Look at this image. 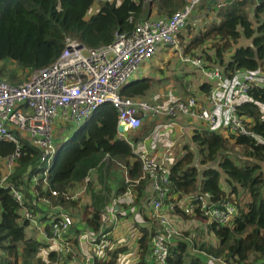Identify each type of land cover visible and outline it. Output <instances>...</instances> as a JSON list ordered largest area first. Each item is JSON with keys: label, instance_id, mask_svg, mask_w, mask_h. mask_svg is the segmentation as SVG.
Here are the masks:
<instances>
[{"label": "trees", "instance_id": "1", "mask_svg": "<svg viewBox=\"0 0 264 264\" xmlns=\"http://www.w3.org/2000/svg\"><path fill=\"white\" fill-rule=\"evenodd\" d=\"M186 1L102 0L96 11L89 13L96 0H0V78L11 84L27 81L32 71L47 67L57 59L68 35L88 47L107 46L115 41L117 33L129 34L139 21L152 15L169 17ZM210 3L205 2L198 8L204 6L205 10L209 9L208 14L212 11L213 19L208 16L202 23L204 26L192 36L178 34L184 53L206 46L201 49L207 60L206 67H220L227 80L239 71L264 72V0H232L223 7H215L217 10H211ZM157 82L152 78L133 79L120 94L127 98H146ZM212 87L205 82L198 86L206 97L205 108ZM236 113L249 121L245 124L252 136L234 133L226 136L222 131L195 127L191 136L195 150L185 147L184 153L172 163L164 205H176L186 197L193 212L186 215L182 208L175 206L173 213L186 219L205 220L199 202L201 196L210 205L229 202L238 207L234 226L222 227L205 220L204 229L216 241L209 245L196 241L194 245L178 239L170 247L168 264H210L198 252L222 258L223 264H264V88L252 86L247 97L237 104ZM118 135L116 109L111 103L103 104L56 149L52 158L49 186L62 195L81 185L92 170L99 171L101 186L95 189L90 185L92 201L88 205H82L80 199L69 201L64 196L55 200L75 216L76 229L71 239L75 245L81 230L90 234L99 231L102 212L112 196L122 197L129 188L116 163L110 161L106 168V158L121 162L129 179L141 177L138 153ZM138 139L134 136L132 141L136 144ZM235 148L242 150V157L231 156ZM15 150L12 142L0 143L2 158ZM38 158L39 152L23 141L19 164L7 180L9 185L0 186V264L72 263L71 256L58 260L48 244L26 236L28 223L22 220L21 208L10 192L11 186L18 189L22 186L28 194L25 180L36 174ZM112 173L118 179L115 191L110 184L115 181ZM147 185L145 180L136 186V200L123 206L134 207L135 214L144 211ZM38 188L41 191V183ZM36 211L40 213L38 208ZM127 217L131 218V214ZM134 226L140 230L136 264H151L152 238L158 227L149 228L136 219ZM109 240L113 242L111 237ZM191 248L198 252L193 254ZM129 252L128 246L109 248L104 255L95 257L93 264H120L121 256Z\"/></svg>", "mask_w": 264, "mask_h": 264}, {"label": "built area", "instance_id": "2", "mask_svg": "<svg viewBox=\"0 0 264 264\" xmlns=\"http://www.w3.org/2000/svg\"><path fill=\"white\" fill-rule=\"evenodd\" d=\"M209 1L220 8L232 0H187L182 8L169 17L149 16L139 21L129 34L117 33L113 43L98 48L88 47L68 35L57 59L47 67L32 71L27 81L11 84L0 78V143L12 142L16 145L13 154L5 158L0 156V186L9 185L7 180L19 164L23 141L39 152L36 172L39 175L35 174L31 179L25 180V187H29L28 194L23 192L22 186L19 189L11 186L10 192L21 208L22 220L28 223L26 236L48 244L49 250L55 252L58 260L71 256V264H76L78 255L84 264H93L94 258L104 255L109 248L128 246L129 253L133 248L126 238H112L119 231V224L128 220L127 210L117 211V199L102 212L103 223L97 233L90 234L81 230L77 235L78 244L71 241L76 221L55 200L60 196L69 201L91 196L90 185H99L95 182V170H92L84 178L79 191L72 190L62 195L50 188L48 176L56 153L54 125L57 122L63 124L65 129L70 126L80 127L98 107L111 103L117 112L118 126L126 128V133H118L119 137L125 139L132 148H135V143L124 135L141 130L144 124L151 125L157 118H166L169 123L155 125V130L161 125L170 127L180 117H188L196 119L210 131H222L226 136L232 133L252 136L245 124L249 121L237 115L236 109L252 86L264 88V72L239 71L237 76L227 80L220 67H206L207 62L202 54L184 53L181 50L178 34L186 28L198 7ZM162 49L178 52L185 66L199 70L204 82L213 85L207 98V108L200 107L195 95L162 111L143 99L127 98L120 94L135 73L140 72ZM146 143L145 140L141 141L142 152L138 154L142 165L141 177L129 180L126 174V184L131 186L122 198H130L133 187L142 181L149 182L150 196L144 211L147 218L158 221L160 226L152 238L149 259L151 264H168L170 247L177 240L179 232L175 222L165 212L173 213L175 206H178L189 215L193 212V207L186 197L176 205L164 206L172 166L167 163V157L172 159L173 145L164 151V159L158 160L148 155ZM40 183L41 191L38 188ZM42 192L48 195H43ZM199 202L207 223L229 228L234 226L238 215L236 205L229 202L210 205L206 197L202 196ZM33 208H38L40 213L37 214ZM137 221L144 223L141 219ZM133 228L134 220L128 231L132 232ZM193 248L192 253H197ZM198 254L208 263L224 262L222 258H213L205 252ZM125 260L127 261L123 262L120 258V264H132L131 258L126 257Z\"/></svg>", "mask_w": 264, "mask_h": 264}, {"label": "crops", "instance_id": "3", "mask_svg": "<svg viewBox=\"0 0 264 264\" xmlns=\"http://www.w3.org/2000/svg\"><path fill=\"white\" fill-rule=\"evenodd\" d=\"M194 13H195V15L191 19L193 22H195L197 24L200 22V20L207 18L209 16V14H208L209 9L205 10L203 8H198ZM210 13H212V11H210ZM196 24H194V25H196ZM180 59H181V55H179L178 52L176 53L173 50L169 51L167 49H162L161 51H159L155 55V57L152 60H150L149 73L148 72H144V73L141 72L142 70L147 71V69H148V67H143L142 70L140 71V75H146V73H148V76L144 79L152 78L154 80L156 79L159 82H162V80H164V78L168 79L166 71L162 70L163 67L170 65V64L175 66V67L179 66L175 72V76L179 77L178 79L176 78L177 79L175 81L176 84L178 86L180 85L179 86L180 89H182V85L184 84L185 86H188V88L190 90L191 89L196 90V88H198V86L204 82V79L201 76V72L199 70L185 66L181 62ZM179 63H181V64H179ZM181 67H182V69H181ZM185 67L187 69L185 71H182L183 68H185ZM180 69H181V71H180ZM138 75H139V72H138ZM263 75H264V73H263ZM181 77H182V80H181ZM241 77H243V75H241ZM195 93L196 94H193V95L197 96L199 98V102L202 104V105L201 104H199V105L204 107L205 103H206V97L203 96L199 90L198 91L196 90ZM166 122H167V119H165V118H157V119H155L154 122L151 123V125L144 124V126L141 130L132 133V135H131L132 139L131 140H133L134 136H138V138H140L138 140V142H140L142 139H144L145 142H147L145 147H146V151H147L148 155L150 157L156 158L158 160H161V159L163 160L164 159L163 158L164 151L173 145L172 156H171L172 159L167 157L168 158L167 163L169 165H172V163L175 162V160L179 158L178 155L181 156L184 153V149H185V147H187V144L189 145V147H190V144H192V141H191L192 130L195 127H198V125L199 126H201V125L198 121H196V119H193V118L190 119L188 117H180L177 120H175L170 127H166V128H173L174 129V131L171 133V135L168 136L167 133H165V132H161L158 135V131L155 130L154 126L158 125V124H165ZM70 128L72 130L71 135L77 129H79V127L70 126L66 130H68ZM71 135H70V137H71ZM118 137H119V135H118ZM139 147H141V143L138 146V150H139V152H142L141 149H139ZM133 149H135V148H133ZM108 160H110V159H108ZM112 161H114L117 164L116 160L112 159ZM119 168H120V170L122 168H124L125 172H124L123 176L125 178L126 168L123 166H119ZM98 175H99V171H98V169H95V182H97L96 184L101 186L100 180H98ZM112 178L115 179V181H111L110 184H111V186L114 187L113 191H115V189H116L115 187L117 185L118 179L115 178L113 173H112ZM76 187H78V186H76ZM135 187H133L132 196L130 198H127V197L122 198L125 194L122 197H120V196L113 197L112 196V198L110 199L111 202H110L108 207H110L112 205L113 200L117 199V202L115 203V205L117 204L116 207H117L118 212L129 210V209H126L123 205L126 202H133L136 200L135 199V194H136V192H135L136 188ZM145 194H146V197L148 199V197L150 196L149 182H148V185L145 187ZM90 199H91V196H87V200H89V203L92 201ZM105 210H107V208L104 209V211ZM134 212H135V210H132V212L130 211V213L128 212V214H131V218H129L124 223H120L118 226L119 231L117 233H115L114 236H112V238H116V239L123 237V239L126 238L129 240V245H131V247L133 248V251L130 253L133 256V258H131L130 256H128V258L129 259L131 258L132 264L137 263V260H136V256L138 253L137 241L139 240L140 230L134 226L133 231L129 232L128 228L132 224L133 220H135V219L140 220V218H142V216L140 214H135ZM140 224L144 225L143 223H140ZM33 238H35V237H33ZM39 241H41V240H39ZM131 260H130V262H131Z\"/></svg>", "mask_w": 264, "mask_h": 264}, {"label": "rangeland", "instance_id": "4", "mask_svg": "<svg viewBox=\"0 0 264 264\" xmlns=\"http://www.w3.org/2000/svg\"><path fill=\"white\" fill-rule=\"evenodd\" d=\"M101 1L102 0H96L95 4L93 5V7L91 8L89 13L96 11V9L100 6ZM209 7L212 8L211 10H217L215 8L214 3H210ZM202 8H204V6ZM89 13H88V15H89ZM213 14H214L213 12H212V14H209V17H211L212 19H213V17H215V15H213ZM206 19L207 18L200 20V22L197 24L195 22H193L192 19H190L188 27L185 28L184 30H182L181 33H183L184 35H187V36H192V34L194 32L197 33L198 31H200V29L204 26L202 23H204L206 21ZM194 24H196V25H194ZM243 43H245V41H243ZM203 48H206V46H204V47L202 46L201 49H203ZM201 49L198 48V50H195L192 53L198 52V53L203 55V52ZM181 50H183V52H184L183 43H181ZM206 62H207V60H206ZM179 64H181V63H179ZM149 66H150V62L145 64V67H148L147 71L142 70L141 72H143V73L148 72L149 73V70H150ZM178 67H175L171 64L163 67L162 70L166 71L168 79L164 78V80H162V82H157L156 85L153 87V89L150 91L149 95L146 98H141V99H143L144 101L149 103L150 106L152 105L154 107L161 109L162 111H165L167 108L171 107V105H174V104L181 102V101H185L188 98H190L193 94H196L195 91L196 90L198 91V88H196V90H194V89L190 90L187 86H185L183 84L182 89H180L179 88L180 85L178 86L176 84L175 81L179 77L175 76V72L178 69ZM181 69H182V67H181ZM181 69H180V71H181ZM186 69L187 68L185 67V68H183L182 71H185ZM148 73H146V75H140V72H139V75H138V73H135V76L133 78L135 80L144 79L148 76ZM181 80H182V77H181ZM200 107H203V106H200ZM166 123H168V119H167ZM200 125H201V123H200ZM65 128L66 127L63 124H60L58 122L54 125V140L56 141V148L60 147L63 143H65L71 135V132H72L71 128L68 130H66ZM156 131H158V135L161 132H165L169 136L174 131V129L173 128H166L165 125H161L156 129ZM132 133L133 132H131L130 134L124 135L125 138L131 140L132 139L131 138ZM143 140L144 139H142L141 141H143ZM141 141L135 144V149H134L135 153H139L138 146L140 145ZM187 147H189L188 144H187ZM139 149H140V147H139ZM190 149H191V151L195 150V145L193 143L190 144ZM241 155H242V150L240 148H235L231 152V156H234V157H242ZM178 156L180 157V155H178ZM110 161H112V160H105L104 161L106 168L109 167ZM112 162L115 163L114 161H112ZM117 164L119 166H123V164L121 162L117 161ZM115 169L118 170L117 168H115ZM124 172H125V170H124V168H122L121 173L124 174ZM126 174H127V178L129 179L127 170H126ZM126 174H125V176H126ZM129 180H131V179H129ZM100 184H101V182H100ZM129 186H131V185H129ZM99 187H100V185L98 187H95V189L99 188ZM79 190H80V186L74 188V191H79ZM132 192H133V189H132ZM80 200L82 202V205L83 204L84 205L89 204V200H87V195L82 197ZM146 208L147 207L143 206L144 210ZM132 209H133V207H130L129 210H127V211L132 212ZM165 214L167 217L171 218V220L173 222H175L176 230L179 232V236L177 237V240L178 239L179 240L184 239L189 243H193L194 245H195L196 241H198L199 243L201 242V243H205L208 245L210 243H214L216 241V237H214V235L212 233H209L207 230L204 229L203 225L205 224V220L195 219V218L194 219H186V218H183V216H181V215H177L175 213H169V211H166ZM140 215L142 216V218H140V219L143 220L144 226H148L149 228H151V227L154 228V226L156 228L160 227L158 221H156V220L152 221L151 219L146 217L145 211H141ZM72 216L75 220V216L73 213H72ZM144 218H147V219H144ZM73 248H75V247H73ZM128 256L133 258V256L131 254H129V255L127 254V255L121 256V260L123 262L127 261V260H125V258ZM77 261H75L76 264H84V261H82V258H80L78 255H77Z\"/></svg>", "mask_w": 264, "mask_h": 264}, {"label": "water", "instance_id": "5", "mask_svg": "<svg viewBox=\"0 0 264 264\" xmlns=\"http://www.w3.org/2000/svg\"><path fill=\"white\" fill-rule=\"evenodd\" d=\"M118 133H120V134H124V133H126V128H125V126H123V125H119V126H118Z\"/></svg>", "mask_w": 264, "mask_h": 264}]
</instances>
